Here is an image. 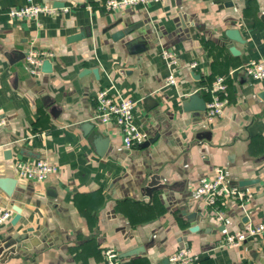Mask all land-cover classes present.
<instances>
[{"label":"crops","instance_id":"0c3cea01","mask_svg":"<svg viewBox=\"0 0 264 264\" xmlns=\"http://www.w3.org/2000/svg\"><path fill=\"white\" fill-rule=\"evenodd\" d=\"M106 1L37 0L60 9L11 19L6 12L27 1L0 0V206L22 208L15 225V212L0 224V241L28 233L0 264H109L107 248L118 264H165L181 247L196 264H264V235L218 247L227 232L264 221V79L243 68L264 56V0L114 12ZM31 45L54 53L37 76L24 59ZM163 49L175 53L173 68ZM171 69L177 84L167 86ZM222 76L228 103L209 121L205 87ZM104 88L136 101L145 142L127 149L118 125L99 121ZM17 157L46 158L58 171L45 182L20 178ZM217 167L252 194L244 207L228 203L219 226L195 190Z\"/></svg>","mask_w":264,"mask_h":264},{"label":"built area","instance_id":"2783aa9c","mask_svg":"<svg viewBox=\"0 0 264 264\" xmlns=\"http://www.w3.org/2000/svg\"><path fill=\"white\" fill-rule=\"evenodd\" d=\"M25 5L13 6L6 13L11 19L37 18L40 14H56L58 6H52L37 2V0H26ZM161 0H107L105 9L114 12L125 8H133L142 4L143 6L151 2H160ZM67 9V8H65ZM54 53L43 51L31 45L26 49L25 62L29 65V72L32 75L42 73L43 62L46 59L51 60ZM163 58L171 68L177 63L175 53L166 49L162 51ZM245 73L255 81L264 79V56L251 60L244 67ZM172 70V69H171ZM226 78L224 76L210 86L205 87L210 97L206 100V116L209 121L220 118L228 103L227 98L223 96L226 90ZM176 71L172 70L166 77L167 86L176 85ZM97 112L96 117L101 123H116L121 130L122 138L127 149H132L137 144L143 143L148 139V134L135 123L136 101L132 97L116 93L111 88H104L97 93ZM6 125V119L0 117V129ZM14 165L17 169V176L23 179L34 180L38 182L47 181L53 174L57 173L58 168L48 159L38 158H15ZM196 193L202 201L209 218L214 224H223L226 213L224 207L228 203H236L239 206H246L251 199V193L243 186L232 184L226 178L223 168H215L212 174H206L196 185ZM14 214L11 207L0 206V224L8 222ZM264 235V221L253 223L247 222L243 228L227 232L218 247H236L243 244L249 238H255ZM103 255L109 264L119 263V253L114 248L103 250ZM167 264H196L198 255L188 247H181L168 256Z\"/></svg>","mask_w":264,"mask_h":264},{"label":"water","instance_id":"95a60500","mask_svg":"<svg viewBox=\"0 0 264 264\" xmlns=\"http://www.w3.org/2000/svg\"><path fill=\"white\" fill-rule=\"evenodd\" d=\"M232 50H234V48H232ZM50 66H51V60H49V59L44 60L43 66H42L43 70L46 71L47 69H49ZM202 107H203V109L206 108V101L204 102ZM10 154H11V152H9V150H8V152H7L8 156L7 157H9ZM16 182H17V180L13 179V184H12L11 188L7 189V193L8 194H10V195L12 194ZM11 208L15 212L11 222H12L13 225H15L19 221V219L21 218L22 208H21V206L19 204H14ZM32 230H33V228H28V232L32 231ZM27 237H28V233H25L22 236L13 238L14 240H11V241H8V242H5V243H1V241H0V256L4 253V251L6 249H8L9 247H11L14 244L18 243L19 241L24 240ZM249 239L251 240L253 238H249ZM168 262H169V260L167 258L166 261H165V264H167Z\"/></svg>","mask_w":264,"mask_h":264}]
</instances>
